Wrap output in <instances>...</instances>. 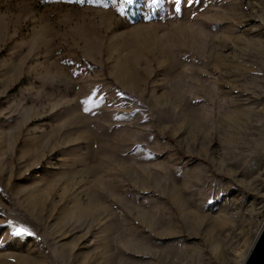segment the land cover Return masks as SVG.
Returning a JSON list of instances; mask_svg holds the SVG:
<instances>
[{
  "label": "rangeland",
  "instance_id": "rangeland-1",
  "mask_svg": "<svg viewBox=\"0 0 264 264\" xmlns=\"http://www.w3.org/2000/svg\"><path fill=\"white\" fill-rule=\"evenodd\" d=\"M263 223L264 0H0V264H243Z\"/></svg>",
  "mask_w": 264,
  "mask_h": 264
},
{
  "label": "water",
  "instance_id": "water-1",
  "mask_svg": "<svg viewBox=\"0 0 264 264\" xmlns=\"http://www.w3.org/2000/svg\"><path fill=\"white\" fill-rule=\"evenodd\" d=\"M243 264H264V228L257 236Z\"/></svg>",
  "mask_w": 264,
  "mask_h": 264
},
{
  "label": "bare ground",
  "instance_id": "bare-ground-1",
  "mask_svg": "<svg viewBox=\"0 0 264 264\" xmlns=\"http://www.w3.org/2000/svg\"><path fill=\"white\" fill-rule=\"evenodd\" d=\"M225 68L224 69H226V73L227 74H221V73H218V75H217V77H214L213 79H214V81H215V84H217L219 87H223V86H225V83H229V80H227V81H225L224 80V82L223 83H221V78H222V76L223 77H225V78H229L230 77V75L229 74H233V72H232V68H233V65H231V64H228V65H226V66H224ZM229 73V74H228ZM213 74H215V73H213ZM213 76V75H212ZM220 82V83H219ZM206 84V83H205ZM230 88L231 89H233V87L232 86H230ZM236 92V91H235ZM207 96H208V94H207V92L206 91H203V98H204V100H207ZM209 97V96H208ZM208 101V100H207ZM206 103V102H205ZM208 103V102H207ZM209 104V103H208ZM211 104V103H210Z\"/></svg>",
  "mask_w": 264,
  "mask_h": 264
},
{
  "label": "built area",
  "instance_id": "built-area-1",
  "mask_svg": "<svg viewBox=\"0 0 264 264\" xmlns=\"http://www.w3.org/2000/svg\"><path fill=\"white\" fill-rule=\"evenodd\" d=\"M263 228H264V223L257 230V236L260 234V232L262 231Z\"/></svg>",
  "mask_w": 264,
  "mask_h": 264
},
{
  "label": "snow or ice",
  "instance_id": "snow-or-ice-1",
  "mask_svg": "<svg viewBox=\"0 0 264 264\" xmlns=\"http://www.w3.org/2000/svg\"><path fill=\"white\" fill-rule=\"evenodd\" d=\"M127 3H133L134 0H126ZM21 231H24L23 229Z\"/></svg>",
  "mask_w": 264,
  "mask_h": 264
}]
</instances>
